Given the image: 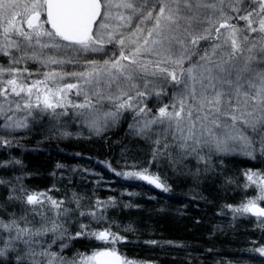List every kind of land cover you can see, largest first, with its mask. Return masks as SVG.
Listing matches in <instances>:
<instances>
[{"label": "snow or ice", "instance_id": "6c2138e0", "mask_svg": "<svg viewBox=\"0 0 264 264\" xmlns=\"http://www.w3.org/2000/svg\"><path fill=\"white\" fill-rule=\"evenodd\" d=\"M0 37V54L11 57L15 49L22 53L20 59L45 65L78 64V54L105 52L109 45L118 48V54L113 52L102 64L86 60L83 71L48 72L43 81H33L31 85L19 79L26 68L22 71L0 66V77L5 72L10 76L0 80L4 85L0 87V97L4 98L0 117L5 119L0 128H27L28 117L39 118L33 115L34 108L54 117L66 115L65 97L76 89V95H83L84 100L71 106L80 110L76 115L84 117L97 131L100 117L96 106L104 102L115 109L103 113L105 122H115L125 111L134 112V119L144 117L129 127L146 139L157 137L152 141L157 145L153 160L173 147L186 155H198L199 148L209 145L216 152L227 153L233 150L230 142L241 144L244 154L253 156V137L264 155V0H0ZM46 50L64 55H42ZM10 63L19 64L20 60L12 59ZM66 76L76 78L77 83L55 89L47 86L48 81ZM169 90L171 102L153 113L147 106L148 98L168 97ZM13 95H23V103L15 102L13 107L9 99ZM58 108L65 111L57 113ZM19 111L27 115L14 119ZM169 137L172 143L167 142ZM0 143L10 142L0 137ZM198 158L204 160L203 156ZM117 175L169 191L160 177L147 168ZM245 175L249 185L259 186L260 196L226 207L234 214L264 218V207L258 203L264 200V176L254 172ZM20 192L9 199L31 207L22 209L18 217L11 214L8 222L0 218V239L3 233L9 234L0 247V257L14 252L16 264H25L26 258L29 264H136L121 256L115 247L79 253L78 259L65 261L51 250L57 240L63 241L68 234L65 222L72 223L64 201L44 192L28 193L23 188ZM110 203L114 201L97 200L96 208ZM45 205L54 218L42 211ZM29 212L32 220L28 219ZM37 216L43 221L39 227L34 226ZM79 216L104 219L96 211H81ZM61 217L66 220L62 222ZM13 232L15 235H11ZM49 233L53 234L49 240L40 239ZM80 237L113 245L124 239L110 228L90 230V224L85 223H78V230L67 235L69 240ZM67 247V243L60 244L61 250ZM256 251L264 256V247Z\"/></svg>", "mask_w": 264, "mask_h": 264}, {"label": "trees", "instance_id": "16d2710c", "mask_svg": "<svg viewBox=\"0 0 264 264\" xmlns=\"http://www.w3.org/2000/svg\"><path fill=\"white\" fill-rule=\"evenodd\" d=\"M146 102L156 113L159 107L168 103V97H149ZM134 117L132 111L123 112L116 125L106 129L103 139L90 145L75 139L55 141L44 132L37 133L30 124L25 130L12 133L0 128V137L10 142L0 143V181L6 182L0 183V218L8 222L11 214L18 217L23 214L22 209H30L31 206L9 199L10 195H21L23 188L28 193H47L53 199L63 200L64 208L74 210L72 223L64 224L68 234L78 230V223H85L90 224V230L110 228L124 237L113 245L94 238L69 240L66 234L53 248L59 251L56 245L67 243L68 247L60 252L68 261L78 259L79 253L115 247L127 259L154 264H264V256L256 251L264 247V218L234 214L226 207L238 206L260 196L259 186L249 185L245 175L248 172L264 173V155L260 150L254 151L253 158L244 152L219 153L205 149L209 155L204 151L198 155L185 154V160L180 152L176 164L195 165V179L189 181L178 176L173 179L167 175L168 169L149 168L138 161L120 166L114 158L120 154L123 143L129 137H141L129 127L139 118ZM129 144L132 150L125 157L136 158L135 155L146 147L136 142ZM212 151L214 155L210 156ZM15 161H20L23 167ZM209 164L213 168L211 171L203 168ZM144 168L158 175L169 191L146 181L123 179L117 175ZM83 169L94 170L96 174L88 170L83 172ZM77 195L81 200L75 199ZM97 200L114 203L97 210ZM77 201H81V210L76 206ZM258 203L264 206V200ZM42 211L49 217L51 210L47 205ZM81 211H96L97 216L104 219L80 217ZM28 219H33L31 212ZM35 221L34 226H37L41 218L37 216ZM6 235L3 233L0 247L4 246ZM52 236L48 234L45 240ZM0 264H15V258L0 257Z\"/></svg>", "mask_w": 264, "mask_h": 264}, {"label": "rangeland", "instance_id": "374dc122", "mask_svg": "<svg viewBox=\"0 0 264 264\" xmlns=\"http://www.w3.org/2000/svg\"><path fill=\"white\" fill-rule=\"evenodd\" d=\"M150 26V25H149ZM13 39H19L18 37L13 36ZM260 40V39H259ZM259 42V41H258ZM0 43H2V37H0ZM29 54H31V49H28ZM113 52H116L118 54V48H114L113 46L109 45L106 46L105 48V52H100V53H88V54H78L77 55V59H79V63L78 64H66L63 66L60 65H45L42 64L40 62L37 61H33V60H27V59H20L21 56L19 57L18 55H22V53L20 51H17L15 49L12 50V56L8 57V56H4L2 54H0V66H3L5 68H19L23 71V69H27V72H23V75L19 78L20 81L26 85H31L33 81H37V80H44V74L48 73V72H52V71H56V72H79V71H83L84 70V64L86 62V60H95L98 63L102 64L104 60L109 59L112 55ZM106 53V54H105ZM42 55L47 56V55H57V56H63V53H54L52 51H48L46 50L45 53H43ZM71 55V54H69ZM12 59H17L20 60L19 64H12L10 63V61ZM21 64V65H20ZM22 66V68H21ZM31 74V75H29ZM10 76L7 72L4 73V75L2 77H0V80H7L9 79ZM70 83H77L76 78L74 77H70V76H66L63 79L57 78V80L55 82L53 81H48L47 86L55 89L57 87H63L66 84H70ZM0 87H4V85L2 83H0ZM44 89V85H41V91L43 92ZM86 91H88V89H85ZM172 97V92L171 90H169V95H168V103L171 102L170 98ZM11 101H13V107H14V103L15 102H21L23 103V95L21 97H16V96H11L9 98ZM84 97L83 95H76V89H72L71 91H69L65 97V107L67 110V114L66 115H62V116H52V114L49 113H41L39 112L38 109H32L33 115L34 116H38V119H33L32 117H28V124H30L29 126L32 128V126L34 125V130L37 131V133L39 131H41V133H39L40 135L43 134L42 132H44L45 136L49 135L50 137H52L55 141L58 140H81V142H83L84 144H94L100 140L103 139V134L105 133L107 128H111L114 127L116 125V123L118 122L119 118L113 122L111 119L107 120V122L104 121L103 119V113L105 111H115V109L109 105L107 102H104L102 105H97V109L98 112L96 113V115L98 117H100V121H99V131L96 130L95 127H92L90 125L89 121H86L84 117L82 116H77L76 113L80 110L78 109H74L72 108L71 104H80L83 103ZM4 98L0 97V102H3ZM35 101V95L33 96V102ZM68 101H70L71 103H67ZM167 103V104H168ZM5 107L7 108L8 105L5 104ZM57 113L63 112L65 111V109H61L58 108ZM87 111V110H84ZM12 112H9L8 115H12ZM27 115L26 111H19L15 113L14 119H23L25 116ZM143 119H145L144 117H139L135 120H140L141 122L143 121ZM0 122L5 123V119L0 117ZM136 124V122H135ZM26 128H22V129H16L12 132L15 131H19V130H25ZM8 130V129H7ZM135 132L136 129L134 128ZM65 133H67V135H65ZM219 134V133H218ZM249 135H251V133H248ZM157 139V137L152 136V139H146L143 136L141 137H129L127 138L126 143L124 142L121 148V152L119 155H117L114 159L115 162L120 165V166H124V165H132L133 161H138L141 165H145L148 166L149 168H166L168 169L167 171V175L173 179H175L176 176H178V178L180 179H184V180H194L195 176H194V168L195 165H189V164H183V165H179L175 163V160H178L179 156L182 155V159L185 160L187 157L185 156V154H183L179 149L173 147V148H169L168 150L165 151L164 155H160L158 156L155 160H153V150L157 148V145H155L152 141ZM257 138L253 137V147L255 149H260V144L256 142ZM131 142H136V143H140L142 145H145L146 147L144 148L142 153H139L137 155H135V157L137 158H133V157H125V155H129L130 151L132 150L130 147ZM163 142V141H162ZM168 143H172V139L171 137H169ZM229 147L231 149H233L230 152L227 153H243L242 150V145L239 143H232L230 142ZM215 150L213 145H209L207 147H201L198 149V153H202L203 151L206 152V150ZM216 151V150H215ZM214 151V152H215ZM181 152V155H180ZM207 155H209L206 152ZM214 153L213 151L210 152V156H213ZM20 162V161H19ZM19 167H23V165L21 163H18ZM212 165H206V167L204 166L203 168L206 169L207 171H211L213 168H211ZM183 170V172L181 173L180 170ZM88 170V172L90 173H95L94 170H90V169H83V172H86ZM179 170V171H178ZM206 171V172H207ZM129 172V171H127ZM180 172V173H178ZM150 173V172H149ZM152 174V173H151ZM262 176H264V173L261 174ZM120 177H122L123 179H128V180H133V181H143V180H138V179H132V178H126L123 175H120ZM161 179V178H160ZM162 190V189H161ZM76 200H81V197H79L78 195L75 197ZM81 201H78V204L76 205L77 208L79 210H81V206L80 204ZM76 210V209H75ZM86 210V208H85ZM74 213V210H69V215L71 216ZM77 213V210H76ZM50 218H54V213L52 211H50L49 214ZM62 222L65 221V217H61L60 218ZM43 221L41 220L40 223H42ZM40 223L35 226V227H39ZM23 226V225H22ZM52 234V233H49ZM11 235H15V233H11ZM9 238V234L7 233L6 237H4V241H6ZM42 240L46 239V236L43 238H40ZM58 241V240H57ZM60 244L58 243L56 245V248L59 249V251H57L56 249H54L53 247H55V245H52L51 250L56 252L58 254V256L62 257L65 261H68L67 258L65 257L64 254H62L61 248H60ZM17 246L23 248L22 245H19V243L17 242ZM105 248H109V247H105ZM63 250V249H62ZM36 251H40L39 247H36ZM93 252V251H92ZM92 252L88 253L91 254ZM11 256H13L15 258V253L14 252H9L8 255L4 256L7 258H11ZM136 264H146V262H137L135 261ZM148 263V262H147ZM16 264V261H15ZM25 264H29L28 259H25ZM57 264H59V262H57ZM150 264H154V263H150Z\"/></svg>", "mask_w": 264, "mask_h": 264}, {"label": "water", "instance_id": "95a60500", "mask_svg": "<svg viewBox=\"0 0 264 264\" xmlns=\"http://www.w3.org/2000/svg\"><path fill=\"white\" fill-rule=\"evenodd\" d=\"M260 207H264V206L260 205ZM146 264H150V263H146Z\"/></svg>", "mask_w": 264, "mask_h": 264}]
</instances>
